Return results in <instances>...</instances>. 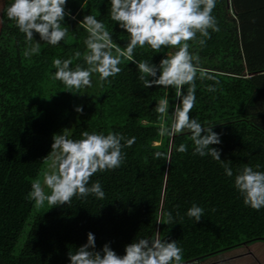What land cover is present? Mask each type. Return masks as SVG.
I'll return each mask as SVG.
<instances>
[{
  "label": "trees",
  "instance_id": "trees-1",
  "mask_svg": "<svg viewBox=\"0 0 264 264\" xmlns=\"http://www.w3.org/2000/svg\"><path fill=\"white\" fill-rule=\"evenodd\" d=\"M12 2L0 0V264H71L69 251L86 244L89 232L96 251L109 244L122 256L126 245L151 239L158 231L162 240L176 241L183 249L182 264L264 241V208L246 206L234 185L245 164L264 172V0H216L212 15L220 31L210 29L211 39L202 48L190 42V51L199 52L200 66L215 78H197L190 115L220 136L221 143L211 147L220 151L222 161H231L233 177L211 155H193L189 133L158 136L157 101L169 95V121L181 101L174 99L171 88L144 89L133 62L124 60L122 71L102 87L93 75V86L77 94L51 79L54 58L86 51L88 33L79 25L86 15L104 22L115 44H127L126 30L110 19V0H68L66 42L52 46L34 33L41 51L30 59L22 55L28 47L25 34L6 15ZM175 50L137 47L134 59L158 66ZM76 63L84 64L82 57L73 67ZM209 85L217 91L209 92ZM64 129L72 139L82 138L84 131H112L136 142L123 148L127 155L120 168L91 177L89 186L101 183L103 200L74 197L70 206H51L44 215H32L34 201L26 199L31 183L46 166L42 162L52 150L54 134ZM161 139L163 144L153 147ZM182 143L186 153L177 151ZM170 144V161L156 159L155 152L168 153ZM193 204L204 209L199 222L186 214Z\"/></svg>",
  "mask_w": 264,
  "mask_h": 264
},
{
  "label": "clouds",
  "instance_id": "clouds-1",
  "mask_svg": "<svg viewBox=\"0 0 264 264\" xmlns=\"http://www.w3.org/2000/svg\"><path fill=\"white\" fill-rule=\"evenodd\" d=\"M67 4L68 0H13L5 9L7 18L25 34L28 47L23 51V57L30 59L41 51V43L34 39V33H38L45 44L52 46L66 42L69 27L63 22L66 16L71 17V12H66ZM215 7L216 0H110V19L118 23L120 29L126 30L127 44L123 48L115 44L104 22L92 14L86 15L79 22L88 33L84 40L86 51L83 54L77 51L69 59L54 58L53 68L56 71L50 77L60 81L68 92L77 94L81 89L93 86V75L98 77L102 87L109 77H115L122 71L120 65L124 60L133 62L144 89L153 86L171 88L175 91L174 99L181 101L174 105L170 121L169 95L157 101L154 111L157 114L158 136L173 138L177 134L189 133L188 139L194 145L193 155H211L221 162L225 174L233 177L231 161H222L220 151L211 147L221 143L220 136L213 131V127L202 125L190 115L196 102L197 78L201 81L215 79L209 69L200 66L199 52L190 51V42L202 48L211 39L210 29L212 32L220 31L212 15ZM137 47L150 48L155 52H160L162 48L176 50L167 52V58L157 66L147 60L134 59ZM81 57L84 64L76 63L73 67L74 60L78 61ZM216 83L219 81L216 80ZM207 90L215 92L217 88L209 85ZM76 111L82 114L83 108L77 107ZM81 137L70 138L68 129H64L62 134H54L52 150L42 162L47 167L32 181L31 191L26 197L34 201L36 209L43 208L45 202L52 208L65 204L70 206L74 197L84 199L92 195L103 200L105 192L101 183L96 181L89 186L91 177L97 172L120 168L127 155L123 148L136 142L135 137L127 138L112 131L107 135L84 131ZM162 144L163 139L154 141L153 147ZM177 151L186 153L187 144L182 143ZM170 154L171 144L168 153L157 151L154 156L170 161ZM259 167L256 165L257 169ZM234 185L246 206L255 210L264 208V172L245 164L235 175ZM186 214L199 222L204 216V209L193 204ZM167 217L168 223H171L172 213L168 212ZM95 249V236L89 232L87 243L75 253L69 251L68 258L71 264H182L183 259V249L177 242L162 240L158 231L151 239L140 238L126 245L122 256L109 244H105L102 251Z\"/></svg>",
  "mask_w": 264,
  "mask_h": 264
},
{
  "label": "rangeland",
  "instance_id": "rangeland-1",
  "mask_svg": "<svg viewBox=\"0 0 264 264\" xmlns=\"http://www.w3.org/2000/svg\"><path fill=\"white\" fill-rule=\"evenodd\" d=\"M45 191L48 192L49 190L45 189ZM50 207L45 202L44 207L41 209L34 207L32 215H44ZM25 233L26 231H24L22 241H24ZM192 264H264V241L237 247Z\"/></svg>",
  "mask_w": 264,
  "mask_h": 264
},
{
  "label": "built area",
  "instance_id": "built-area-1",
  "mask_svg": "<svg viewBox=\"0 0 264 264\" xmlns=\"http://www.w3.org/2000/svg\"><path fill=\"white\" fill-rule=\"evenodd\" d=\"M185 264H187V263H185Z\"/></svg>",
  "mask_w": 264,
  "mask_h": 264
}]
</instances>
